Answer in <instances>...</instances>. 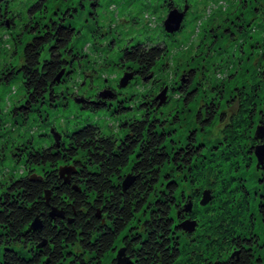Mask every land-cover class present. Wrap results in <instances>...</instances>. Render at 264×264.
Returning <instances> with one entry per match:
<instances>
[{"label":"trees","instance_id":"16d2710c","mask_svg":"<svg viewBox=\"0 0 264 264\" xmlns=\"http://www.w3.org/2000/svg\"><path fill=\"white\" fill-rule=\"evenodd\" d=\"M4 1L0 0V47L13 41L11 32L19 24L16 36L30 35L21 42L16 67L5 70L9 74L4 73L1 82L8 83L13 75H19L22 92L13 114L25 120L29 112L39 111L36 107H54L57 98H64L69 80L77 82L75 75L84 70L80 66L83 57L86 68L94 62H89V55L73 42L80 34L68 21L78 10L73 0L66 9L64 0H50V9L44 8L48 0H28L21 11L14 8L15 0L1 5ZM209 1L166 0L161 17L176 10L183 13L184 21L195 9L202 12L195 16L201 21ZM160 2L150 3L157 8ZM203 3V8L198 6ZM165 18L159 24L162 37L176 35L178 32H165ZM92 39L93 47H106ZM164 43L138 42L118 47L114 57L104 56L106 66H118L122 76L136 72L126 88L133 81L157 88L142 89L137 103L140 118L119 122L122 136L104 134L99 127L87 124L64 133L65 139H53L49 146L27 151L23 143L21 148L14 147L17 152L11 151L23 158V170L18 177L0 183V264H103L107 255L119 249L127 264H264V205L260 198L264 187L250 174L256 146L254 119L262 114L257 111L262 108L258 103L262 98L257 101L252 91H239L242 105L230 118L231 125L226 122L220 130L217 141L210 143L201 136L204 125L223 121V113L213 110L207 122L201 123L202 129L190 130L185 137L187 147L178 149L180 143L172 138L170 129L172 116H178L176 112H182L195 98L190 86L195 77L190 82L188 79V87L180 88H184L179 91L183 96L171 99L178 78L170 69V50ZM210 43L215 50L221 45L213 38ZM112 46L111 42L106 50L111 51ZM121 77L117 75L115 84L104 79L99 82L103 91L110 93L106 104L124 99L118 96L125 94V87L119 86ZM227 78L216 84L231 82ZM212 84L197 94L205 97ZM112 85L115 89L108 87ZM164 89L165 98L159 105L157 96ZM222 90L215 107L221 111ZM91 92L79 103L101 101L99 93ZM70 93L77 101L78 90ZM172 100L176 103L170 105ZM232 100L227 99V104H234ZM96 106H103L102 102ZM54 129H50L52 136ZM61 167L73 168L68 182L60 176ZM127 175L134 180L124 187ZM204 192H209L211 199L202 205ZM54 210L61 215L51 216ZM36 220L41 226L32 229ZM186 221L195 222L193 231L181 227ZM111 264L122 263L114 259Z\"/></svg>","mask_w":264,"mask_h":264},{"label":"rangeland","instance_id":"374dc122","mask_svg":"<svg viewBox=\"0 0 264 264\" xmlns=\"http://www.w3.org/2000/svg\"><path fill=\"white\" fill-rule=\"evenodd\" d=\"M8 1L5 0L1 5ZM32 1L35 0L30 2ZM38 1L41 0H36V2ZM61 1H65L63 9H66L71 2V0ZM73 1L78 10L72 18H68V21L75 27L77 26L78 31H80V34L73 39V42L84 52V55H89V62L93 61L94 63H90L88 66L95 69V71L89 72L92 69L86 68V58L83 57L80 65L84 69L83 72L79 69L80 74L75 75L77 82L72 81V79L69 80L68 89H65L69 90V92L64 91V98H57L54 101V107H50L47 104L38 106L36 108L39 111L29 112L25 120H22L21 115L13 114L14 106H17L22 92L19 87V75H13L8 83L2 84L1 82L4 78L3 74H9L5 70L11 66L13 68L16 67L15 65L18 63L17 54H19L22 46L21 42H24V39L30 35H20L21 38L16 36L14 32L20 30L19 24L15 31L11 32L13 41H8L6 46L1 44L0 75L3 73L0 76V183L7 182L10 177H18L23 170V158L17 157L14 153L11 154L13 150L17 152L14 147L19 145L20 147L18 148H21L24 143L28 147L27 151H31L34 148L49 146L53 139L55 140L50 133L51 128H55L56 136H59L58 140L61 138L65 139L66 135L64 133H71L87 124L99 127L104 134H113L116 137H120L124 130L118 126L119 122L127 118H140V109L137 108V103L140 101L141 91L145 88L150 89V87V90L157 91L153 84L135 85L136 81H133L131 85L123 89V93L127 94V96L125 94L118 95L124 98L123 100L106 104L107 101L102 99H106L108 96L102 97L103 106H96L100 103L96 99L94 101L95 104L79 103L80 100L84 99L83 96L90 95L87 94L90 89H92L91 94L93 95L104 92V88L99 86V82L102 79L112 81L115 84L114 79L117 78V75L119 77L122 76V70L118 66L114 65L112 67V64L110 66L108 64L110 62L106 60L105 62L108 65L106 66L104 63V56L114 57V52L117 51L118 47L124 48L129 44L138 42L158 44L164 40L165 46L170 50L168 53L170 61H172L170 69L176 72L179 84L174 85L179 90L177 91L175 88L171 91L173 93L171 99H176L181 94L179 91L183 92L184 88L180 89V83L188 77L185 75L181 76L183 69H189L190 74L195 77L190 84L194 88L193 94L195 98L182 112H176L178 116H175V114L172 116L173 120L171 121L170 129L174 132L172 138L178 144L180 143L178 149L183 148L184 150L187 147L184 142L185 137L191 131L202 129L201 123L207 122L210 112L213 110L216 114L218 112L223 113V121L214 120L210 126L204 125L205 131L202 132L201 136L203 140L210 143L217 141L220 138V130L226 122L227 125H231L229 123V121L231 122L230 118L239 109L237 105L240 100V98L238 99L239 91L243 93L252 91V94L257 95V101L262 98L258 103L261 104L260 101H263L262 107L264 108V80L261 79V82H258L255 77V73L262 71L264 68V63L260 66L261 59L257 56L260 50H264V2L260 0H210L205 7V19L197 20L195 16L202 12L195 11V9L190 10L184 21L179 24V28L180 26L182 28L174 31L178 33L163 38V31L159 24L165 18V16H161L166 0H161L162 2L159 3L160 5L157 8L153 3H150L152 0ZM142 1L144 2L143 8L141 7ZM190 1L195 2L196 0ZM197 1L201 2L202 0ZM145 2H148L147 6ZM12 4L15 9L21 11L28 6V0H15ZM51 6L52 3L48 0L44 8L50 9ZM198 6L203 8L205 3ZM141 8L142 12H140ZM154 9L156 10L155 13ZM162 26L164 28L163 23ZM11 27L12 24L10 25ZM165 32L168 34L173 33L166 30ZM92 38H95L99 43H103L106 47L112 42L111 51L109 50L108 52L106 47H93L91 45V42L94 41ZM212 38L214 41L221 42L217 50L211 49L210 42ZM18 39L20 43L17 42ZM107 42L110 43L107 45ZM161 46L164 45L161 44ZM259 66L261 67L260 69ZM226 75H228L227 79L230 78L231 82H223V86H220L222 82H219L217 85L216 81L224 80ZM186 80L184 81L185 84L187 83ZM212 81L215 83L212 84ZM209 82L212 84L211 91L208 89L205 97L202 98L201 94L197 93L209 88ZM188 85L186 86L188 87ZM97 88L99 92H97ZM222 89L225 94L222 96L223 100H221V102L224 101L221 111L215 107L218 106L217 98ZM77 90L79 93L78 102L73 93H70L71 91L75 93ZM128 94L132 95V98L129 99ZM227 99H233L234 104H227ZM181 102H183V98ZM173 103L174 100L171 101L170 105ZM167 108L166 106L164 111H167ZM17 111L21 112V110ZM259 127L262 126L258 125L253 130L252 133L254 135L258 132L257 128ZM60 134L62 137H60ZM200 140L202 141V139ZM16 158L18 160L14 161ZM263 165L264 162L258 165L255 155L252 157L250 174L256 181L259 180V176L264 177L257 173L259 167L263 168ZM35 168L40 173L39 167ZM256 209L259 212L261 210L258 206ZM256 212L255 214H257ZM116 256L117 252L107 255L103 260V264H108ZM215 264L219 263L215 262Z\"/></svg>","mask_w":264,"mask_h":264},{"label":"water","instance_id":"95a60500","mask_svg":"<svg viewBox=\"0 0 264 264\" xmlns=\"http://www.w3.org/2000/svg\"><path fill=\"white\" fill-rule=\"evenodd\" d=\"M183 19V13H179L176 10H170L169 13L167 14L163 25H164V29L167 32H174L175 30H178L179 28V24ZM133 77V73L132 72H126L124 73V75L122 76V78L120 79V84L119 86L121 88L125 87L128 82L132 79ZM165 92L166 89L162 90V92L157 96V99H160L159 105H161L164 101L165 98ZM104 93V94H103ZM99 93V96L102 98L107 97L108 95H110V93L108 91H104V92ZM81 101V100H80ZM257 133L256 136H260L259 132L262 131V127L257 128ZM58 135L56 136V133L54 134V138L56 141L58 140ZM254 155L256 156L257 160H258V165L262 164L264 162V143L262 145H257L254 147ZM60 176L65 180V182H68V178L69 176L73 173V168H65V167H61L60 170ZM134 180V177L127 175L126 178L124 179L123 182V186L124 187H128ZM211 199L209 192H204L203 197L200 201V204L205 205L206 203H208V201ZM55 211V212H54ZM51 212V216H60L61 213H59L58 211L54 210ZM41 226V223L39 221H34L31 224V228L32 229H36L38 227ZM181 227L188 231L191 232L194 230L195 228V222H189L186 221L184 222ZM123 256V252L122 249H119L117 251V256L115 259H117L118 262L122 263V264H127L128 261L122 257ZM215 264V263H214Z\"/></svg>","mask_w":264,"mask_h":264},{"label":"flooded vegetation","instance_id":"af4514ba","mask_svg":"<svg viewBox=\"0 0 264 264\" xmlns=\"http://www.w3.org/2000/svg\"><path fill=\"white\" fill-rule=\"evenodd\" d=\"M260 1H262V2H264V0H260ZM187 17V16H186ZM263 17H264V14H263ZM183 22V21H182ZM207 53V52H206ZM257 56L258 57H260V59H261V65L260 66H262V63H264V50H260L258 53H257ZM238 62H239V59H238ZM259 66V69L261 68ZM191 69V68H190ZM185 70V71H184ZM189 69H183V71H182V73L183 74H181V76H183V75H185L187 78H185L181 83H180V88H182V87H186V85H187V83H188V79H189V82H190V79L193 77L191 74H190V71H188ZM133 73L135 72V71H132ZM136 73V72H135ZM255 77L257 78V81L258 82H261V79H263L264 80V68H263V70L262 71H259L258 73H255ZM187 79V80H186ZM186 80V84L184 83V81ZM262 80V81H263ZM264 82V81H263ZM108 87H110V88H114L115 89V87L112 85V86H108ZM222 91H224V90H222ZM225 93L223 92V95H224ZM259 95H261V94H259ZM109 97L110 96H108L106 99H102L103 101H105V100H107V99H109ZM112 97V96H111ZM240 98V97H239ZM238 101V100H237ZM99 102H101V101H99ZM242 101H241V99L239 100V104H238V102H237V105L239 106V107H241V105H242V103H241ZM262 104H263V101H261V107H262ZM257 111H259V112H261L262 114L261 115H259L258 117L256 116L255 117V119H254V123H255V126H257V125H261L262 126V131L261 132H259V135L260 136H256V134L254 135L253 133H252V135L254 136V143H253V146H257V145H261V144H263L264 143V108L262 107V108H258V110ZM254 130V129H253ZM252 152H253V149H252ZM253 156H254V152H253ZM258 174H260V175H264V165H263V168H260L259 167V170H258V172H257ZM258 182L259 183H262L263 184V187H264V177H262V176H259V180H258ZM260 198H261V201H262V204L264 205V189H263V191H262V194H261V196H260ZM114 253H116L115 251L113 252V254ZM114 261V258L112 259V261H110L108 264H111V262H113Z\"/></svg>","mask_w":264,"mask_h":264}]
</instances>
